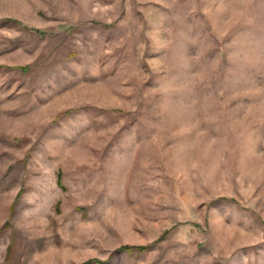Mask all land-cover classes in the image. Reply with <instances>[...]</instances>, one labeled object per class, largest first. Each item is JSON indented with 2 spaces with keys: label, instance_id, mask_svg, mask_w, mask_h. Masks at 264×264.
<instances>
[{
  "label": "rangeland",
  "instance_id": "1",
  "mask_svg": "<svg viewBox=\"0 0 264 264\" xmlns=\"http://www.w3.org/2000/svg\"><path fill=\"white\" fill-rule=\"evenodd\" d=\"M123 245L264 264V0H0V264Z\"/></svg>",
  "mask_w": 264,
  "mask_h": 264
},
{
  "label": "trees",
  "instance_id": "2",
  "mask_svg": "<svg viewBox=\"0 0 264 264\" xmlns=\"http://www.w3.org/2000/svg\"><path fill=\"white\" fill-rule=\"evenodd\" d=\"M22 69H24V68H22ZM145 248H146V246H141V245H123V246L115 249L112 253H110L109 256L105 260H100V259H95L94 258V259H89V260L85 261L82 264H92V263L103 264V263H105L106 261H108L110 259V257L112 256V254L114 252H117V251H130V250H133V249L143 250Z\"/></svg>",
  "mask_w": 264,
  "mask_h": 264
}]
</instances>
